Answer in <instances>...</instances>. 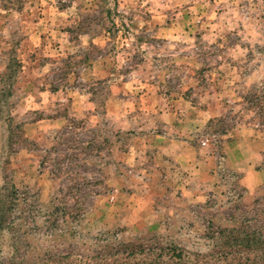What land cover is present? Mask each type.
<instances>
[{
  "label": "rangeland",
  "instance_id": "374dc122",
  "mask_svg": "<svg viewBox=\"0 0 264 264\" xmlns=\"http://www.w3.org/2000/svg\"><path fill=\"white\" fill-rule=\"evenodd\" d=\"M0 264H264V0H0Z\"/></svg>",
  "mask_w": 264,
  "mask_h": 264
},
{
  "label": "trees",
  "instance_id": "16d2710c",
  "mask_svg": "<svg viewBox=\"0 0 264 264\" xmlns=\"http://www.w3.org/2000/svg\"><path fill=\"white\" fill-rule=\"evenodd\" d=\"M7 211V210H6ZM5 214H7L8 215V212L7 213H5V212H1V222L4 220V218H5Z\"/></svg>",
  "mask_w": 264,
  "mask_h": 264
}]
</instances>
